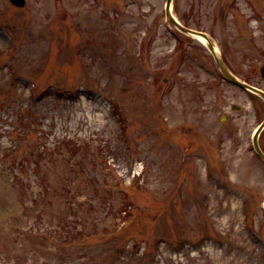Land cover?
Instances as JSON below:
<instances>
[{
    "label": "rangeland",
    "instance_id": "374dc122",
    "mask_svg": "<svg viewBox=\"0 0 264 264\" xmlns=\"http://www.w3.org/2000/svg\"><path fill=\"white\" fill-rule=\"evenodd\" d=\"M165 5L0 0V264H264V99ZM173 12L264 88V0Z\"/></svg>",
    "mask_w": 264,
    "mask_h": 264
},
{
    "label": "water",
    "instance_id": "95a60500",
    "mask_svg": "<svg viewBox=\"0 0 264 264\" xmlns=\"http://www.w3.org/2000/svg\"><path fill=\"white\" fill-rule=\"evenodd\" d=\"M15 4L17 5H24L25 4V0H12ZM171 4H172V0H167V14H168V17L170 18L171 21H173L181 30H183L184 32H191V33H194V34H203L204 36L207 37V35L205 33H202V32H198L196 30H193V29H190V28H187L185 26H183L181 23H179L177 21V19L173 16L172 12H171ZM208 42H207V46L208 48L215 54V49H214V46L213 44L211 43V41L209 39H207ZM215 57H216V60L219 64V66L221 67V70L225 73L226 76H228L232 81L236 82L237 84L243 86V87H246L247 89L259 94L261 97L264 98V90L256 87V86H253V85H250L244 81H242L241 79H239L237 76H235L230 70L229 68L226 66L225 62L223 61L222 58L218 57L216 54H215ZM261 74L262 76L264 77V65H262L261 69ZM264 126V124L262 125V127ZM261 127V128H262ZM255 143H256V148L259 152V154L263 157L264 159V152L261 150L260 146H259V143H258V138L256 137V140H255Z\"/></svg>",
    "mask_w": 264,
    "mask_h": 264
},
{
    "label": "bare ground",
    "instance_id": "6f19581e",
    "mask_svg": "<svg viewBox=\"0 0 264 264\" xmlns=\"http://www.w3.org/2000/svg\"><path fill=\"white\" fill-rule=\"evenodd\" d=\"M198 37H199L203 42H206V43L208 42L203 36L198 35ZM215 51H216V52H215L216 55H217V56H220V55H219V49L216 48Z\"/></svg>",
    "mask_w": 264,
    "mask_h": 264
},
{
    "label": "trees",
    "instance_id": "16d2710c",
    "mask_svg": "<svg viewBox=\"0 0 264 264\" xmlns=\"http://www.w3.org/2000/svg\"><path fill=\"white\" fill-rule=\"evenodd\" d=\"M38 153L40 155H44L45 154V150L41 149V148H38Z\"/></svg>",
    "mask_w": 264,
    "mask_h": 264
}]
</instances>
